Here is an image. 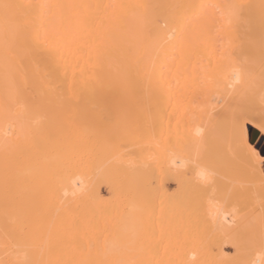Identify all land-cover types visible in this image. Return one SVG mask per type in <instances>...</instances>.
<instances>
[{"label": "bare ground", "instance_id": "1", "mask_svg": "<svg viewBox=\"0 0 264 264\" xmlns=\"http://www.w3.org/2000/svg\"><path fill=\"white\" fill-rule=\"evenodd\" d=\"M234 9L0 0V264H264Z\"/></svg>", "mask_w": 264, "mask_h": 264}, {"label": "rangeland", "instance_id": "2", "mask_svg": "<svg viewBox=\"0 0 264 264\" xmlns=\"http://www.w3.org/2000/svg\"><path fill=\"white\" fill-rule=\"evenodd\" d=\"M233 3L235 12L230 28L233 37V75L235 84L241 86L237 93L241 100L235 99V102H240H236V106L240 105L242 109L237 110L249 115L252 108L256 111L264 109V98H259L261 89L264 93V0H233ZM251 130V142L264 158V136L255 129ZM172 187L173 191L177 184ZM104 195L107 196L106 190Z\"/></svg>", "mask_w": 264, "mask_h": 264}]
</instances>
